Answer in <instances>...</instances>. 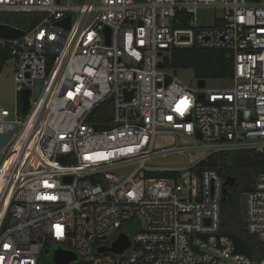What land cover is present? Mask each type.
Masks as SVG:
<instances>
[{
    "label": "built area",
    "instance_id": "obj_1",
    "mask_svg": "<svg viewBox=\"0 0 264 264\" xmlns=\"http://www.w3.org/2000/svg\"><path fill=\"white\" fill-rule=\"evenodd\" d=\"M206 10L222 14L204 24ZM2 13L38 19L0 21L23 31L0 34V75L12 61L16 95L13 110L0 105V134L12 133L0 148V264H47L52 248L73 251L70 264H264L221 230L220 170L150 162L264 152V0H0ZM192 47L226 50L233 86L193 87L162 66ZM161 135L176 141L158 148ZM244 213L264 242V173ZM121 233L129 248L97 251Z\"/></svg>",
    "mask_w": 264,
    "mask_h": 264
},
{
    "label": "trees",
    "instance_id": "obj_2",
    "mask_svg": "<svg viewBox=\"0 0 264 264\" xmlns=\"http://www.w3.org/2000/svg\"><path fill=\"white\" fill-rule=\"evenodd\" d=\"M37 19L38 15L32 13L0 14L1 22L19 25L23 28L32 26ZM226 53V50L217 48H174L169 55L165 56L162 66L175 69L192 68L196 77L205 81L211 78L231 77L234 74L233 63ZM208 167L220 170L225 178L234 176L236 180L241 181L240 189H237L235 182L233 185L226 186L221 230L224 233H235L241 236L252 258L264 257V242L248 232L244 206H241L242 192H246L256 178L264 173V152L254 150L217 152L196 163L199 173ZM157 175L169 176L170 174ZM43 259L47 264H53V260L52 262L46 260L44 254Z\"/></svg>",
    "mask_w": 264,
    "mask_h": 264
},
{
    "label": "rangeland",
    "instance_id": "obj_3",
    "mask_svg": "<svg viewBox=\"0 0 264 264\" xmlns=\"http://www.w3.org/2000/svg\"><path fill=\"white\" fill-rule=\"evenodd\" d=\"M222 11L218 10H206L201 11L199 14L204 24H213V15H221ZM175 74L186 84L193 87H199V79L195 75V71L192 68H172ZM15 68L13 62L10 61L2 70L0 75V105L13 110L15 105V82H14ZM233 86V81L230 77L223 78H211L206 80V87L212 89H228ZM176 140L172 136L161 135L156 140L158 148H162L171 145ZM194 142H192L193 144ZM206 152L202 150H192L187 155L177 153L172 156H158L150 160L153 164L160 165H179L186 162L187 158L190 163H196L204 159ZM208 156V155H207ZM206 156V157H207ZM134 165H126L118 169L119 172H129L133 170ZM246 191V190H245ZM245 192H242L241 206H244ZM46 260L52 262L50 255H46Z\"/></svg>",
    "mask_w": 264,
    "mask_h": 264
},
{
    "label": "water",
    "instance_id": "obj_4",
    "mask_svg": "<svg viewBox=\"0 0 264 264\" xmlns=\"http://www.w3.org/2000/svg\"><path fill=\"white\" fill-rule=\"evenodd\" d=\"M64 24L69 26V17L66 18L65 21H63ZM111 29L108 28V31ZM23 31L18 30L12 26L8 25H0V34L4 37H17L22 35ZM206 85V81L203 79H199V86L204 87ZM42 86V82H39L37 85V92L40 90ZM29 96H30V90L25 89L23 91V110L26 111L29 108ZM201 98H203V94L200 95ZM100 128L104 127H110V126H99ZM12 133L9 134H0V148L6 143V141L9 139ZM3 159V156H0V163ZM60 159L65 163V158L64 156H61ZM66 179H71L70 177H66ZM236 178L234 176H228L225 180L226 185H233L235 182ZM227 191V188L225 189ZM226 199V195L223 197V202ZM230 237L233 239L235 243V252L238 253H243L250 255L248 251L246 250L245 243L242 239L241 236L238 234L232 233L229 234ZM131 246V239L130 236L126 233H121L119 237L112 243L110 246H101L97 248L98 252H105V251H112L115 253H120L126 250ZM49 250L47 249L45 252H48ZM77 259V255L73 251L65 250L62 248H57L52 251V260L55 264H70L73 260Z\"/></svg>",
    "mask_w": 264,
    "mask_h": 264
},
{
    "label": "flooded vegetation",
    "instance_id": "obj_5",
    "mask_svg": "<svg viewBox=\"0 0 264 264\" xmlns=\"http://www.w3.org/2000/svg\"><path fill=\"white\" fill-rule=\"evenodd\" d=\"M235 183H236L237 189H240V186H241L240 179L239 180H235ZM52 251H53L52 249H49L48 252L44 253L45 257H46V255H50V257H52Z\"/></svg>",
    "mask_w": 264,
    "mask_h": 264
},
{
    "label": "snow or ice",
    "instance_id": "obj_6",
    "mask_svg": "<svg viewBox=\"0 0 264 264\" xmlns=\"http://www.w3.org/2000/svg\"><path fill=\"white\" fill-rule=\"evenodd\" d=\"M183 103V102H182Z\"/></svg>",
    "mask_w": 264,
    "mask_h": 264
}]
</instances>
